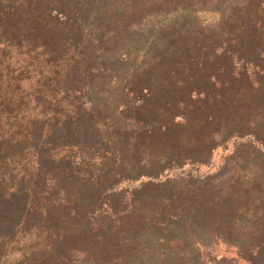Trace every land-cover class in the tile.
<instances>
[{"label":"trees","instance_id":"trees-1","mask_svg":"<svg viewBox=\"0 0 264 264\" xmlns=\"http://www.w3.org/2000/svg\"><path fill=\"white\" fill-rule=\"evenodd\" d=\"M0 264H264V0H0Z\"/></svg>","mask_w":264,"mask_h":264},{"label":"rangeland","instance_id":"rangeland-1","mask_svg":"<svg viewBox=\"0 0 264 264\" xmlns=\"http://www.w3.org/2000/svg\"><path fill=\"white\" fill-rule=\"evenodd\" d=\"M249 228H254V226L253 227H249ZM219 243V242H218ZM217 244V241H215V242H211L210 243V245H211V247H206V248H204V251L207 253V254H209L210 252H211V250L215 247V245ZM217 245H219V244H217ZM208 257H205L204 259H207Z\"/></svg>","mask_w":264,"mask_h":264}]
</instances>
